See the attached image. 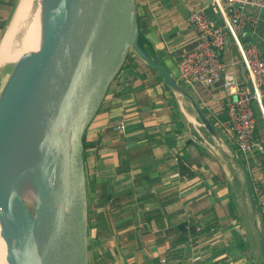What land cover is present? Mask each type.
I'll return each mask as SVG.
<instances>
[{
    "label": "crops",
    "instance_id": "1",
    "mask_svg": "<svg viewBox=\"0 0 264 264\" xmlns=\"http://www.w3.org/2000/svg\"><path fill=\"white\" fill-rule=\"evenodd\" d=\"M177 1L136 0L139 45L165 75L136 54L140 60L120 80L122 95L104 97L84 132L95 145L88 159L91 249L107 264H260L253 222L249 232L243 220L258 218L264 205V151L244 156L225 135V102L234 96L221 83L180 80L178 61L197 42L188 14L204 7L220 20L210 0ZM17 3L0 0V42ZM250 32L245 41L254 38L264 53V20ZM224 45L227 70L245 83L233 43ZM4 84L0 77V91ZM117 123L124 128L113 129ZM245 176L256 213L242 193Z\"/></svg>",
    "mask_w": 264,
    "mask_h": 264
},
{
    "label": "water",
    "instance_id": "2",
    "mask_svg": "<svg viewBox=\"0 0 264 264\" xmlns=\"http://www.w3.org/2000/svg\"><path fill=\"white\" fill-rule=\"evenodd\" d=\"M138 40L135 0H54L39 48L10 72L0 91V120L13 118L25 144L47 167L36 171L52 215L43 230L27 212L8 210L0 198V237L13 264H90L82 137L130 51L165 75ZM9 101L10 114H2ZM242 193L256 213L247 176ZM253 226L264 264L256 218Z\"/></svg>",
    "mask_w": 264,
    "mask_h": 264
},
{
    "label": "built area",
    "instance_id": "3",
    "mask_svg": "<svg viewBox=\"0 0 264 264\" xmlns=\"http://www.w3.org/2000/svg\"><path fill=\"white\" fill-rule=\"evenodd\" d=\"M219 23L201 7L188 14L187 21L197 34L196 45L183 53L178 61V75L185 84L210 86L221 83L233 99L225 102L226 117L221 122L225 135L242 155L261 154L264 145L255 136L257 117L264 125V53L253 38L244 36L254 32L264 20V0H210ZM230 39L239 56L246 82L240 83L233 71L227 70L224 43ZM122 123L113 129H123ZM261 230L264 236V205L260 209Z\"/></svg>",
    "mask_w": 264,
    "mask_h": 264
},
{
    "label": "bare ground",
    "instance_id": "4",
    "mask_svg": "<svg viewBox=\"0 0 264 264\" xmlns=\"http://www.w3.org/2000/svg\"><path fill=\"white\" fill-rule=\"evenodd\" d=\"M35 2L34 8H31ZM54 0H18L11 22L0 42V63L29 58L39 48L50 24ZM27 19V22L25 23ZM19 49L12 51V40L23 27ZM29 54V55H27ZM13 102H7L2 114H10ZM8 139L9 142L4 140ZM41 165L38 154L30 149L18 133L13 118L0 120V198L6 208L20 214L27 212L43 230L52 222L45 197V184L38 178ZM0 264H13L0 237Z\"/></svg>",
    "mask_w": 264,
    "mask_h": 264
},
{
    "label": "trees",
    "instance_id": "5",
    "mask_svg": "<svg viewBox=\"0 0 264 264\" xmlns=\"http://www.w3.org/2000/svg\"><path fill=\"white\" fill-rule=\"evenodd\" d=\"M11 1L14 2V3L16 2V0H11ZM139 44H141V36H139ZM137 60H140V59L136 55V53L130 51L127 54L125 62L122 65L119 73L111 81V83H110V85L108 87V90H107V92L105 94V99L107 97H110L114 90L117 91L119 96L122 95L124 84L120 80L125 75L124 73L126 71H128L129 69L134 67L135 63L138 62ZM82 142H83V158H84V166H85V174H86V183H87L88 187L90 188L91 187V182H92V180H91L92 167H91V164H90L88 159H89V153L92 152V150L94 149L95 145H93L92 143H88L86 141L85 133H84V135L82 137ZM198 227H199V225H198ZM90 240L91 239H89V248H90V251H91V255H89L90 264H107L105 262L104 256L101 253H99V252L96 253V252L92 251ZM89 254H90V252H89Z\"/></svg>",
    "mask_w": 264,
    "mask_h": 264
},
{
    "label": "rangeland",
    "instance_id": "6",
    "mask_svg": "<svg viewBox=\"0 0 264 264\" xmlns=\"http://www.w3.org/2000/svg\"><path fill=\"white\" fill-rule=\"evenodd\" d=\"M186 1L187 0H178L176 4L177 5H180V6L181 5H186ZM17 2H18V0H17ZM35 4L36 3L33 2L31 8H34ZM12 17H13V15H12ZM10 22H11V20H10ZM26 22H27V19H26L25 23ZM24 27H25V24L15 34V36H14V38L12 40V45H11L12 46V51H14L15 49H19V47H20V41H21V37H22V32H24L23 31ZM17 63H18V60H15V61H6L5 63H0V77H2V81H5L6 82L7 78L10 75V72L12 71V69H14L17 66ZM254 218H256V216H251L250 218L247 217V218H245L243 220L244 221L243 225H245V227L247 228L248 231L251 228L250 226H252L251 225V221L253 222V219ZM256 223H257L258 228H261V218H260V216L258 218H256ZM251 232L253 233L252 246L254 247V246H257V240L255 238L256 237V234H255V232H253V229L252 228H251ZM91 246H92V244H91ZM253 249H254V251L256 250L255 248H253ZM89 252H90L89 255H91L90 248H89ZM255 255H256V253H255Z\"/></svg>",
    "mask_w": 264,
    "mask_h": 264
}]
</instances>
